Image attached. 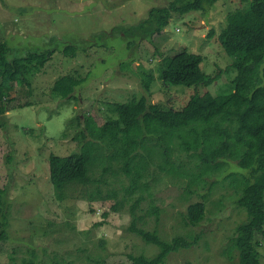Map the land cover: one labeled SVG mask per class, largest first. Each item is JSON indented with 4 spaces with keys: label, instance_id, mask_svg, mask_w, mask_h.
<instances>
[{
    "label": "rangeland",
    "instance_id": "374dc122",
    "mask_svg": "<svg viewBox=\"0 0 264 264\" xmlns=\"http://www.w3.org/2000/svg\"><path fill=\"white\" fill-rule=\"evenodd\" d=\"M173 1L0 0V41L10 50L9 60L55 50L44 69L26 73L29 83L18 80L7 88V81H0L6 97L0 108V219L7 233L0 240V264H132L129 255L153 258L158 247L130 231L134 213L146 221L139 227L156 229L166 242L199 238L192 248L170 254L165 264H240L238 252L231 259L225 255L237 227L248 219L237 204L241 188L235 183L249 172L237 162L225 161L220 174L191 185V176L202 167L197 157L175 147L172 158L182 165L183 176L152 165L146 178L150 194L126 196L129 181L113 162L112 145L101 142L86 169L91 184L69 186L60 200L50 180L49 158L79 152L78 133L89 124L99 129L116 121L117 103L145 98L179 111L195 92L219 96L233 91L235 59L217 36L226 16L248 3L222 0L186 15L174 11L160 35H141L137 27L151 9ZM67 46L78 48L76 57L64 55ZM185 49L203 58L207 84L165 86L164 61ZM143 71L154 76L149 91L142 86ZM63 76L78 82L66 97L54 92ZM97 190L101 198H91ZM112 191L116 197L106 198ZM195 202H204L207 210L204 221L190 227L185 215ZM263 241L258 247L262 264Z\"/></svg>",
    "mask_w": 264,
    "mask_h": 264
},
{
    "label": "trees",
    "instance_id": "16d2710c",
    "mask_svg": "<svg viewBox=\"0 0 264 264\" xmlns=\"http://www.w3.org/2000/svg\"><path fill=\"white\" fill-rule=\"evenodd\" d=\"M221 1L174 0L168 7L151 9L148 19L137 30L141 35H160L169 26L172 12L186 15ZM242 1L248 6L230 12L226 16L225 27L217 36L226 54L235 59L231 67L237 72L233 91L219 96L195 92L179 111L149 104L145 98L138 102L115 104L116 121H106L99 129L89 124L86 131L78 133L79 152L67 157L52 155L49 158L50 180L60 200L69 186L92 183L86 169L93 160L94 151L100 150L101 142L112 145L113 162L129 181L124 190L126 196L137 191L150 194L146 178L152 165L168 175L182 177V165L172 158L175 147L197 157L202 167L201 173L191 176V185L204 181L205 177L220 174L223 162H237L241 169L249 172L248 177H233V180L237 178L235 184L241 188L237 204L246 211L248 219L237 227L225 255L231 259L232 254L238 252L240 264H262L258 247L263 241L259 237L264 239V0ZM213 35L210 33V37ZM77 51V47L67 46L63 53L67 57H76ZM9 52L7 44L0 41V81H7L3 84L7 88L18 80L29 83L26 73L34 71L35 74L44 69L55 54V50H47L39 54L30 53L24 60H9ZM202 64L200 55L182 50L166 58L161 80L167 87L197 89L207 84L209 77L201 68ZM153 81V74L143 71L142 86L146 91L150 90ZM77 84L73 78L63 76L57 80L54 92L66 97ZM4 101L6 97L0 86V108ZM93 196L101 198L100 190L91 194V198ZM105 197H116V192L112 191ZM206 210L204 202L190 204L185 215L186 225L199 226L204 221ZM139 222L146 221L134 213L130 231L147 244L157 246L159 253L153 258L129 255L132 264H165L170 254L192 248L199 241L198 237H189L191 240L175 237L166 242L156 229L147 231L138 226ZM4 229L6 222L0 219V240L7 238Z\"/></svg>",
    "mask_w": 264,
    "mask_h": 264
}]
</instances>
